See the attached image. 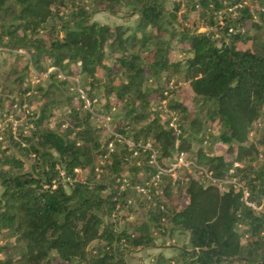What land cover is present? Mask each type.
I'll return each instance as SVG.
<instances>
[{
    "label": "trees",
    "instance_id": "16d2710c",
    "mask_svg": "<svg viewBox=\"0 0 264 264\" xmlns=\"http://www.w3.org/2000/svg\"><path fill=\"white\" fill-rule=\"evenodd\" d=\"M245 1L186 0L171 8L163 0H0V55L26 51L39 72L55 69L47 86H36L41 105L28 117L29 132L20 129L15 137L12 125L0 131V234L14 238L15 251L0 264H126L128 252L152 247L167 224L171 233H187L188 244L177 256L154 255L150 264H264V214L245 207L240 192L221 193L189 178L182 196L173 195L170 181L162 198H141L135 185L154 170L145 160L134 162L137 148L116 144L109 152L114 137L101 143L82 110L85 94L95 103L102 98L107 113L120 106L115 133L150 142L159 161L188 152L192 140L203 141L198 133L216 123L220 133L210 135L211 144L220 142L226 152L210 156L199 149L196 164L220 179L232 170L259 203L264 167L252 162L264 157L256 146L264 136L255 143L249 138L264 122V25L254 24L252 35L243 30L252 22ZM228 6H236L235 16L224 11ZM96 13L136 20L110 26L92 21ZM258 16L264 21V11ZM175 45L189 56L174 61ZM60 74L83 77L88 90L71 93ZM180 75L193 107L168 106L183 119L174 129L173 114L163 121L151 101L166 99L172 77ZM17 78L21 84L23 75ZM29 90L7 93L15 96L10 106L22 105ZM99 90L102 95L93 94ZM6 101L0 98V118ZM61 109L66 119L53 123ZM75 169L90 172L77 180Z\"/></svg>",
    "mask_w": 264,
    "mask_h": 264
},
{
    "label": "rangeland",
    "instance_id": "374dc122",
    "mask_svg": "<svg viewBox=\"0 0 264 264\" xmlns=\"http://www.w3.org/2000/svg\"><path fill=\"white\" fill-rule=\"evenodd\" d=\"M85 2H91L92 0H83ZM165 5L167 7L173 8L177 2H182L183 5L186 4V0H163ZM260 2L264 3V0H246L243 4L245 5L249 13L251 15L252 22H248L247 26L244 27V31L247 30L250 35H252L255 31L254 24L263 26L264 21H261L258 13L264 11L263 6H261ZM225 5H229L225 3ZM229 9H225L224 11H227L228 13H232V17L236 14V6H228ZM183 11L185 10V7L182 6ZM182 13V11L180 12ZM136 20V17H133L131 19H126L122 16V14L112 16L108 13H96L92 16V21L98 22L99 24H105L114 26L117 24H124V25H134V22ZM219 25H223L224 21L223 19H218ZM205 28H199L198 32H205ZM251 42L249 41L246 45L240 44V47L245 48L249 47ZM183 47H179L177 45L174 46V50L171 53V57L174 61L182 60L187 58L189 55L186 54V52L182 49ZM1 53V51H0ZM31 54L27 53L26 51H19L10 54H1L0 55V98H7L8 101H6V104H3V110L0 118V131H3L8 125H12L14 136L18 134L20 129L24 133H28V129L31 128L30 123H28V117L31 115V111H35L37 107L41 105L40 97H37V93L35 92L36 86H47L48 83H50V78L48 77V74L53 72L55 69L50 68L46 73L39 72L34 65L31 63ZM107 65H112L113 61H105ZM15 70V71H14ZM19 74V75H18ZM23 75V79L21 81V84L17 82V77ZM102 76V72H98V77ZM59 81L65 80L67 82V87H69V90L71 93L74 92L75 89L77 91H84L86 92L88 90V86L84 80L83 77H70V76H64V74H60V76L57 78ZM172 81L174 82V87L170 88L168 90V96L166 99L162 100L161 102L152 100L151 101V107L162 117V120H166L168 118H171V113L173 114V120H171V124L169 127L177 129L178 125H182V117H180L179 112L172 111L168 108V106L171 104H175L176 102H183L184 105L191 109L193 107V101H192V95L190 93L188 83L182 81V75L172 77ZM119 83V80L115 82L117 85ZM30 88L29 93L27 96L24 97V103L22 105H19V103L15 102L14 105L10 106L9 102L13 98H15L14 95H9L7 93L14 92V94H19L20 91ZM79 91V93H81ZM93 94H100L102 95V91L99 90L96 92H93ZM34 97H36L34 99ZM85 97V104L83 105L82 110H87V112L90 113L92 116L90 119V124L100 131V142L103 143L104 141H108L112 136L114 139L117 136H120L115 133L114 129L116 127V123L122 119L124 115L123 109L119 106L113 110H111L109 113H107L103 109L104 101L101 98V101L99 103H95L96 100L91 101L90 99H87L86 94ZM75 106H77L75 104ZM103 109V111H102ZM66 110H59L56 113V116L53 117L52 122L54 123L58 119H66ZM175 113V115H174ZM144 123H141L139 125H136V128H139ZM220 133V128L214 123L207 132V134L202 135V132H199L197 135V138L200 140H203L201 143L198 142V140H192L191 141V148L188 152H183V162L184 167L175 168L174 166V157L172 161H159L158 154H156L155 160L156 163L159 165H163L164 163L167 164L166 168H169L171 164L170 170H166L164 173L168 176V179L164 180V176L159 181L158 186L150 193L151 200L154 198H162L163 197V188L171 181L172 185V193L175 196H182L184 195L186 185L189 181V178H194L198 180L199 182L203 183L204 185H208V177L205 176V172L203 169L207 170L206 168H203L196 164L197 161V151L199 149H202V151L208 153L210 156H220L224 155L226 152V146L221 144L220 142H217L215 144H211V137L210 135L217 136ZM264 136V122L251 132L249 141L252 143H255L257 141H260L261 138ZM122 137V136H121ZM113 140H110V142H113ZM124 139V138H123ZM125 141L129 142L130 144H135L134 142L130 140ZM5 143H9L7 140ZM141 143V142H139ZM150 143L146 142L145 144ZM144 145L143 143H141ZM123 145V144H120ZM259 153H263L264 151V145H257ZM117 146H114V149ZM128 148H130L128 146ZM120 149V148H119ZM118 149V150H119ZM132 149V148H130ZM110 152V151H109ZM142 152L139 151L137 156H133L134 162L137 165H141L143 161H147L149 159V154L145 153L144 155H141ZM160 162H164L161 164ZM139 163V164H138ZM248 163V162H247ZM246 163V164H247ZM149 165V164H148ZM147 165V166H148ZM244 163H234L233 167H240L242 168ZM264 167V157L261 154L257 159L252 162V166L255 168H259L260 166ZM150 166V165H149ZM175 168V169H172ZM208 171V170H207ZM89 169L81 170L78 169L76 174L77 180H85L87 176L89 175ZM209 172V171H208ZM148 177V176H147ZM143 180H146L143 179ZM142 180V181H143ZM218 186L219 183L215 182ZM220 187V186H219ZM222 189V188H220ZM68 190V189H67ZM141 198V195H139ZM150 200V201H151ZM158 200V199H157ZM159 201H161L159 199ZM181 204L178 209H181ZM122 215V213L120 214ZM120 215L115 219L118 221L117 227H120L123 225V222L120 220ZM171 228V225L167 224L165 228H163V232L155 233V243L152 247L146 248L141 250L140 252H128L126 254V264H150L151 258L154 255L157 254H163L165 257H173L177 256L179 251L186 247L188 244V234L179 232V231H173L171 233L169 230ZM14 243V238L10 237L7 233H1L0 234V257L4 258L6 256L13 255L15 256V251L12 248ZM95 244V243H94ZM3 247H8L10 250L6 252L3 251Z\"/></svg>",
    "mask_w": 264,
    "mask_h": 264
},
{
    "label": "built area",
    "instance_id": "2783aa9c",
    "mask_svg": "<svg viewBox=\"0 0 264 264\" xmlns=\"http://www.w3.org/2000/svg\"><path fill=\"white\" fill-rule=\"evenodd\" d=\"M169 86L170 88L174 87V82H170ZM116 144H126L132 149L137 148V150H134L133 156H137L139 151L144 154L149 153L147 164H149L154 171L150 176L146 178V180H143L140 184L135 185V190L137 191V193L147 199L151 198L150 193H152V191L158 186L159 181L165 175L164 173L167 169L170 170L173 164L174 166H176L175 168L184 167L185 165L183 162V152L176 154L174 157V163L169 165V168H166L156 163L155 157L157 151L154 150L149 143L144 145H142L141 143L130 144L129 142L125 141L123 137L117 136L113 142H110L108 144V150L112 152ZM77 171L78 169L74 170L75 173H77ZM203 171L205 172V176L210 180L208 181V183L212 186H216L221 193H226L229 189H233L234 192H240V201L245 207L253 210L258 214H264V199H262L259 203L251 200L250 192L245 187L244 183L238 181L234 176H231L233 175L232 170L229 171V175L226 178L222 179L214 177L211 172H208L205 169H203ZM61 174L63 175V173ZM215 182H218L220 187Z\"/></svg>",
    "mask_w": 264,
    "mask_h": 264
}]
</instances>
